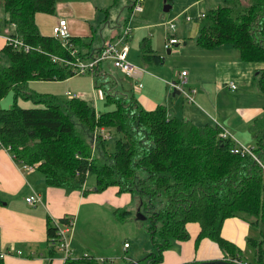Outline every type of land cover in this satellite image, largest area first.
<instances>
[{"label":"trees","instance_id":"trees-1","mask_svg":"<svg viewBox=\"0 0 264 264\" xmlns=\"http://www.w3.org/2000/svg\"><path fill=\"white\" fill-rule=\"evenodd\" d=\"M243 1L227 0L206 10L195 41L205 48L226 42L237 49L241 60L264 61V0ZM54 3L0 0L1 28L12 23L9 34L27 45L26 49L10 43L0 47V97L12 91L13 100L11 106L0 107V146L17 163L32 165L46 185L81 189L82 193L114 185L117 194L129 193L136 200L134 206L149 221L146 229L153 249L144 256L150 264L161 259L171 240L187 236L185 223L189 221L198 224L196 237L215 241L226 252L224 258L264 264V106L247 124L252 143L246 145L254 159L231 152L236 138L220 137L223 127L218 123L196 124L170 114L160 103L144 108L132 93L116 89L115 76L102 72L100 62L87 72L110 108L95 110L75 93L58 98L48 92L29 91L28 80H59L73 75L76 71L64 59L84 56L52 34L39 32L34 13H52ZM131 3L129 0L128 5ZM254 81L256 90L264 94V67L257 69ZM18 96L37 104L20 106ZM100 127L109 135L96 133L93 139ZM89 173L93 174L90 188L83 186ZM114 210L120 220L129 213L126 208ZM228 216H244L248 223H260L259 237H246L253 248L249 258L220 235L221 222ZM69 217L65 214L56 222L66 223ZM56 222L46 220L51 248L57 240ZM88 258L84 264L97 263L96 258ZM63 264L78 262L69 257Z\"/></svg>","mask_w":264,"mask_h":264},{"label":"crops","instance_id":"crops-1","mask_svg":"<svg viewBox=\"0 0 264 264\" xmlns=\"http://www.w3.org/2000/svg\"><path fill=\"white\" fill-rule=\"evenodd\" d=\"M60 1L58 5L54 3L52 13L35 12L34 22L40 33L50 35L51 27L56 19L64 18L68 37L66 41L58 39L70 44L72 51H80L84 54V56L77 54L79 57L73 61L87 59L89 54L96 51L105 41L123 35V41L127 45V60L142 67V70L134 72L132 76H126L112 64L109 58L101 60L99 65L102 72L113 75L105 69V65L113 66L122 76L132 77L128 78L131 92L135 94L143 107L145 103H154L151 108L160 103L167 107L170 114L196 124L218 123L239 142L252 143V138L247 132V124L260 113L262 104L255 103L256 98L259 100L261 93L255 92L251 76L253 77L257 69L264 67V61L241 60L237 49L226 42L205 48L195 41L199 20L204 12L227 0H181L179 6L172 11H167L169 8L162 9L163 0H141L140 10H134L132 5L129 6L128 0L125 12L126 21L123 26L117 21V17L112 18L113 15L108 13L109 4L106 5L103 0L99 2L97 0ZM186 15L189 18H186ZM158 17H160L159 21ZM101 23L103 27L100 29L98 27ZM170 23H173L172 26L169 25ZM97 28L98 32L94 42ZM124 28H126L125 31H123ZM0 29L1 47L6 43L4 36L12 32L13 24L8 23ZM170 36L175 37L177 41L165 47L164 40ZM179 38L184 41L176 47ZM161 48L167 53L175 52L177 55H182V60H184L180 64L179 71L173 69L176 62L166 61V58L162 57ZM65 61L67 60L64 59ZM73 61L68 60V62ZM202 65L211 67L210 83L205 81L207 79H204L201 74L198 75V71L203 70ZM182 70L184 74L181 75ZM70 77L71 75L63 80L66 81ZM222 80L234 84L233 88L226 87L229 90L235 89V85H238L232 97L225 94L227 91H224V86L219 83ZM138 83L141 85L137 86ZM171 83H175L176 86H172ZM167 84L172 87L173 94L180 93L187 96L190 99L188 103L192 104L183 106L180 103L179 105L178 98H169ZM91 90L94 92L93 89ZM244 95H251V98L241 101ZM239 134L245 138L240 139ZM20 166L11 153L5 147L0 146V261L2 264H63L62 250H58L55 246L51 248L47 243L45 232L47 218L56 222L65 214L74 215L79 205L88 203L107 205L115 217L114 209L124 207L129 201V193L117 194L114 185L107 186L100 191L82 193L81 189H64L46 185L34 168L22 169ZM33 192L38 195L39 200L27 203L24 197ZM130 207L132 205H127L126 209ZM127 218L129 217L124 216L123 220ZM74 220L75 226L73 227L72 222L73 231L71 229L68 236L70 237V249L76 253L71 259L77 261L78 264H84V261L90 258L87 257L80 261L81 249H84V252L87 251L86 248L93 252L94 249L83 241L85 237L80 236L79 231L76 232V219ZM185 229L187 236L184 239L171 240L169 246L162 250L161 259L154 264H181L189 261L224 258L226 252L215 241L206 236L196 237L198 232L196 222H186ZM246 232L247 223L237 216L225 217L219 230L224 239L240 250L238 243L244 244ZM152 249L146 251L149 252ZM144 255L140 253L135 257L130 256L126 261ZM89 257L92 256L89 255ZM139 263L144 264V260Z\"/></svg>","mask_w":264,"mask_h":264},{"label":"rangeland","instance_id":"rangeland-1","mask_svg":"<svg viewBox=\"0 0 264 264\" xmlns=\"http://www.w3.org/2000/svg\"><path fill=\"white\" fill-rule=\"evenodd\" d=\"M59 1L60 0H56L55 5L56 4L58 5ZM97 1L99 2V0ZM103 1L106 5L109 4L108 13L110 15H113L112 18L117 17L118 18L117 21L121 22V26H123V24L126 21L125 12L127 11V1L128 0H114V1L113 0H103ZM243 2H245V0ZM166 3L169 4L170 6L168 7L169 9L167 11L169 10L172 11L174 8L179 6V4L181 3V0H169ZM0 12L2 11L0 10ZM157 20L159 21L160 17H158ZM94 26L95 25H93V27ZM102 27L103 26L101 23L98 28L101 29ZM0 28H1V24H0ZM98 28L96 29V33H95L94 40H93L94 42L96 41ZM183 41L184 39L179 38V41H178V44H176V47L181 45ZM160 51H162L161 53L162 57L166 58V61H173L177 63V64L175 63V66H173V69H176L179 71L180 66H181L180 64L184 60V59L182 60V55H177L175 52L167 53L166 50L162 48L160 49ZM105 69L113 73V75L115 76L117 80V85H116L117 90L124 92V93H129V94L132 93L130 83H129L130 80H128V78H132V77H125L124 75L122 76L121 73L118 72V70L113 66L108 67L105 65ZM202 69L203 70H201V72L198 71V75L201 74L204 79H207L205 81L210 83L211 82V67L202 65ZM254 75L253 77L251 76L252 78L251 83L252 85H254V89L256 92L257 90L254 84L255 82ZM28 82L30 84L26 83L27 84L26 88L29 91H35V92H40V93L48 92L50 94L55 95L58 98H65L68 92L75 93V94H79V96L88 100L93 105L95 110L99 111V110H105L107 108H110V106L105 105L103 103V98H102V95L99 89L92 86L90 74L87 71H84L82 73H74L66 81H64L63 79H59V80L31 79V80H28ZM219 83L224 86V89H225L224 91H227L225 92V94L228 97H232L234 94V91H236V88L238 87V85H235L236 86L235 89L229 90V88H226L228 87V83H229L228 81L222 80ZM91 89H93L94 92H92ZM172 92H173L172 87L167 84V95L169 98L171 99H173L174 97L178 98L179 105L180 103H182L183 106H187V104H192V103H188L190 102L189 101L190 99H188L187 96L186 98L180 93L173 94ZM179 92L182 93V91H179ZM260 95L261 96L259 97V100L256 98L255 103L256 104L261 103L262 104L261 108H263L264 94H260ZM133 96L135 97L134 93H133ZM246 98H251V95L242 96L241 101ZM12 102H13L12 91H7L2 97H0V107H9L11 106ZM16 103L23 107L34 106L37 104L33 102L30 98H23L21 96H18L16 98ZM153 105L154 103H150V104L145 103L144 107L151 108ZM171 110L173 111L172 108ZM239 137H241L240 139L245 138L241 134H239ZM108 141L110 142L111 140H108ZM85 185H86L85 187H88V188H90L93 185V174L92 173H89L86 176ZM87 192H90V191H86V193ZM135 201L136 200L134 198L129 197L128 203L125 204L123 208H121L123 210L126 208L127 205L129 206L132 205V207H130L129 209L128 215H126L130 219L129 218L125 220L117 219L110 212L111 209L107 207V205H97L96 203H93V204L88 203V204L79 205L76 213H74V215L72 214L73 227L75 226L74 219H76V232L79 231L78 234L80 236L85 237L83 241L88 246L94 249V252H93L86 248V250L89 253L87 251L86 252L92 257L96 258L97 263L91 262L88 264H104V263L110 264L111 261L118 264L122 262L123 260L126 261V259H128L130 256L135 257L137 256V254H140V253L145 254L147 252L146 250L153 248V245L150 242L149 235L146 229V226L149 224L147 216L144 214L145 217L143 218H139V219L135 218L137 213L143 214L141 211L138 210L137 205L134 206ZM90 216L95 217V218L93 219ZM242 220L247 223V232L245 234L244 244L241 245L240 243H238V245L241 247V250H240L241 255L244 256L245 258H249L252 255L253 248L246 242V237L247 236L259 237L258 230L260 228V223L259 222L257 224L252 223V222L248 223V219L244 218V216L242 217ZM72 231H73V228H72ZM69 241H70V238H69ZM123 242H126V245H128L127 248L126 246H123ZM68 245L70 249L71 248L70 242ZM81 250H82L81 254H83L85 250L84 249H81ZM61 254H62V251H61ZM73 254H76V253H74L70 249V256L72 257ZM100 258H103L104 261H101ZM230 258L232 257H229V259L228 258H225V259H227L228 261L232 263H235Z\"/></svg>","mask_w":264,"mask_h":264},{"label":"built area","instance_id":"built-area-1","mask_svg":"<svg viewBox=\"0 0 264 264\" xmlns=\"http://www.w3.org/2000/svg\"><path fill=\"white\" fill-rule=\"evenodd\" d=\"M140 2L141 0H133L132 8L134 10H140L141 8ZM186 18H189V17L186 15ZM172 24L173 23H170L169 25L172 26ZM125 30L126 28H124L123 31ZM51 34L55 38H60L66 41L68 37V31H67L66 20L64 18L59 17L56 19V22L51 27ZM4 39L6 43H10L13 46H20L24 49L27 48V45L24 44L21 41V39L17 36H11L7 34L4 36ZM176 41L177 39L173 36L167 37L164 40V46L169 47L171 44L175 43ZM126 54H127V45L123 41V35H119L117 38L113 40L105 41L96 51L91 52L87 59L85 60L77 59L76 61H73V62H68V61H65V62L70 63L72 67L74 66L72 68L74 71L80 72L83 70L86 71L90 69L93 65H95L96 63L100 62L101 60L109 58L112 64L117 69H119L122 73H124V75L132 76L134 72L142 70V67L135 65L131 63L129 60H127ZM180 74L181 75L184 74V70H182ZM140 85L141 83L137 84V86H140ZM172 85L176 86L175 83H172ZM228 86L233 88L234 84L232 82H229ZM96 133L101 135L102 137H107L109 135L108 130L103 127H100L97 131H95V133L93 134V139ZM219 136L222 138L227 137V136L231 137V134L224 128H221V130H219ZM230 151L233 153H237L239 155L249 154L254 159H256L250 146L244 143H241L236 139H235V144L232 145V147L230 148ZM20 165L22 169H32L33 168L32 165L27 164V163H21ZM261 166L264 170V161L261 163ZM24 200L27 203H34L39 200V197L36 193L33 192V193L26 195L24 197ZM72 222H73L72 217H69L66 223L56 222L58 223L56 226V230H55L57 240L54 246L62 250L63 261L66 258H69V257L71 258L70 249L68 247L70 237L68 236L70 235L69 232L72 229ZM123 246H126V242H123ZM80 257L86 258V257H89V255L88 253L84 252L83 254H81ZM230 259L237 264H247L246 261H244L241 258L232 257ZM100 260L104 261L103 258H100Z\"/></svg>","mask_w":264,"mask_h":264},{"label":"water","instance_id":"water-1","mask_svg":"<svg viewBox=\"0 0 264 264\" xmlns=\"http://www.w3.org/2000/svg\"><path fill=\"white\" fill-rule=\"evenodd\" d=\"M168 6L169 5L166 3V1L163 0L162 9L166 10L168 8ZM143 217H145L143 214L137 213L135 218L139 219V218H143ZM141 260H144V264H150L145 259V256H142V257H139V258L133 259V260L122 261L118 264H140L139 262ZM181 264H237V263H232L225 258H217V259L201 260V261H189V262H184Z\"/></svg>","mask_w":264,"mask_h":264}]
</instances>
